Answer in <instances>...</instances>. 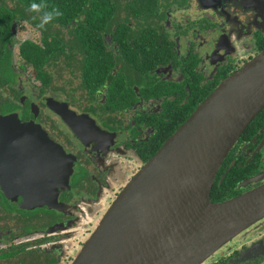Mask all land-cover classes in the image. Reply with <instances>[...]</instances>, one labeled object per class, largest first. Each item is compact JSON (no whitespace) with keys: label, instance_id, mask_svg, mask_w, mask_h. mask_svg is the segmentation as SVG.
<instances>
[{"label":"flooded vegetation","instance_id":"obj_1","mask_svg":"<svg viewBox=\"0 0 264 264\" xmlns=\"http://www.w3.org/2000/svg\"><path fill=\"white\" fill-rule=\"evenodd\" d=\"M24 3L0 0V116L20 122L0 155V264H72L177 131L174 118L264 51V0H48L40 12ZM54 8L62 16L41 29ZM28 27L40 38L19 41ZM53 142L73 168L60 206L27 207L22 194L52 191ZM230 173L240 180L218 199ZM263 184L264 108L225 158L211 201ZM206 264H264V218Z\"/></svg>","mask_w":264,"mask_h":264},{"label":"water","instance_id":"obj_2","mask_svg":"<svg viewBox=\"0 0 264 264\" xmlns=\"http://www.w3.org/2000/svg\"><path fill=\"white\" fill-rule=\"evenodd\" d=\"M263 108L264 51L225 79L166 140L118 196L72 264H206L263 219L264 184L224 202L211 201L225 158ZM19 123L16 116H0V155L4 140L13 141L8 139L11 127ZM52 146V191L22 194L27 207L60 206L58 194L73 168L63 148Z\"/></svg>","mask_w":264,"mask_h":264},{"label":"trees","instance_id":"obj_3","mask_svg":"<svg viewBox=\"0 0 264 264\" xmlns=\"http://www.w3.org/2000/svg\"><path fill=\"white\" fill-rule=\"evenodd\" d=\"M34 1H37L38 3L44 5V4L47 3L48 0H24V2H25L24 4L25 5H31L32 3H35ZM44 54H46V53L43 52V51L35 50V56H36L35 61L36 60H38V61L44 60V58H45L44 57ZM24 55H27L29 59H32V60L34 59L33 56H32V54L29 53V51H24ZM5 57H6V53L0 52V61H2L3 59H5ZM9 58H10V53H9L8 59ZM38 61H36V62H38ZM199 102H200V100L197 99L195 101V104L192 105L189 114L188 113L185 114L186 116L182 117L179 121H177V119L174 118V121H173L174 124H173V126H174L175 130H177L191 116L190 114L199 105ZM222 171H221V173H222ZM227 176L228 177L223 181L222 185H218V183L215 184V187L213 189V196H216V197L223 196L224 199H227V198L231 197L229 194L231 193L232 188L234 186H236L237 182L240 179L239 180L235 179L232 173L227 174ZM220 197H218V199H221Z\"/></svg>","mask_w":264,"mask_h":264},{"label":"clouds","instance_id":"obj_4","mask_svg":"<svg viewBox=\"0 0 264 264\" xmlns=\"http://www.w3.org/2000/svg\"><path fill=\"white\" fill-rule=\"evenodd\" d=\"M45 6L42 4H36L32 3L29 6L30 12H40L43 10ZM62 16V13L59 11V9L54 8L52 11H44L43 16L41 17V22L39 24V27L41 29H44L45 26L50 23L53 19Z\"/></svg>","mask_w":264,"mask_h":264},{"label":"rangeland","instance_id":"obj_5","mask_svg":"<svg viewBox=\"0 0 264 264\" xmlns=\"http://www.w3.org/2000/svg\"><path fill=\"white\" fill-rule=\"evenodd\" d=\"M37 38L38 39L40 38L39 33L36 30H34L32 28H29V27L27 29H23V30L20 29V31L18 33L19 41H24V40H27V39L36 40ZM108 203L106 205V208L108 206Z\"/></svg>","mask_w":264,"mask_h":264}]
</instances>
